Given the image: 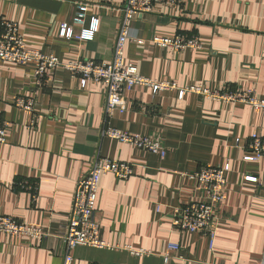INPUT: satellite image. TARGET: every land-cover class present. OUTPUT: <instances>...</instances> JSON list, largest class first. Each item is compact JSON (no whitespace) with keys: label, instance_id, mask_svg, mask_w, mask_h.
<instances>
[{"label":"crops","instance_id":"crops-1","mask_svg":"<svg viewBox=\"0 0 264 264\" xmlns=\"http://www.w3.org/2000/svg\"><path fill=\"white\" fill-rule=\"evenodd\" d=\"M125 2L0 0V21L16 22L27 47L64 63L110 64ZM80 3L99 20L93 41L60 36L62 24L80 35L73 24ZM178 34L197 37L201 47L174 51L152 41ZM125 60L154 83L232 86L264 98V0H181L176 7L156 2L151 14L134 21ZM125 97L127 111L105 121L104 84L82 86L58 69L37 90L33 66L0 61V123L8 130L7 143L0 145V217L39 224L51 234L40 244L0 234V264H63L62 238L76 184L97 158L129 163L134 175L127 181L112 174L101 178L94 217L100 238L114 250L79 247L74 264H264V158L246 160L250 136L264 138V111L194 94L180 99L178 91L154 94L143 86ZM17 98H34V112L17 108ZM108 127L159 139L166 156L105 137ZM225 165V201L216 211L211 247L207 237L176 231L171 213L204 199L183 174ZM24 181L35 193L19 187ZM171 243L180 251H169ZM127 248L151 255L140 258Z\"/></svg>","mask_w":264,"mask_h":264},{"label":"built area","instance_id":"built-area-1","mask_svg":"<svg viewBox=\"0 0 264 264\" xmlns=\"http://www.w3.org/2000/svg\"><path fill=\"white\" fill-rule=\"evenodd\" d=\"M156 2L165 6H179L181 0H126L122 9L121 26L116 38L113 60L110 64L96 60H78L75 62H62L58 57L44 54L41 51L27 47L16 22L10 20L0 21V61L16 65H31L34 68V79L37 90L43 89L50 76L58 69L67 71L73 78H78L82 86L88 82L104 84L107 90L105 106V121L117 113H125L128 109L125 92L131 91L136 86L151 88L154 94L164 91H178L182 99L187 94L223 104H242L255 111H264V98L259 97L254 90H241L232 86L212 90L206 86H193L185 89L179 88L170 82L154 83L141 76L137 69L125 60V47L131 40V30L138 16L151 14ZM89 6L84 3L77 5L73 19L75 26L81 27V33L75 37L68 24H62L60 36L62 38H77L82 41H93L99 29V20L89 17ZM153 43L162 48L174 51L199 49L200 41L197 37H188L178 34L173 38H154ZM142 42V41H141ZM15 106L21 110L34 112V98H17ZM105 137L130 144L140 150L166 156V150L159 139L145 138L132 135L114 128L103 131ZM8 130L5 123H0V145L7 143ZM240 146V140L236 141ZM247 150L248 161H258L264 158V138L252 134L249 138ZM229 165L223 167H204L191 174H183L201 189L204 199L192 202L186 206L173 208L171 213L173 228L181 233L200 234L210 239L213 247L218 218L217 208L225 201L227 187V174ZM112 174L119 181H127L134 175L131 164L104 158H97L89 170L76 184L73 196L72 210L69 215L63 241V264H74L73 252L79 247H89L99 250H114L107 242L100 238V224L94 217L101 178ZM249 182H256L255 178L246 177ZM21 189H28L35 193L36 187L24 182L19 183ZM37 196L34 194V200ZM160 211V206H157ZM0 234L9 238L27 237L40 244L51 237L49 231L39 224H24L10 217H0ZM127 250L137 257L151 255L145 250ZM169 251H180L177 244H169Z\"/></svg>","mask_w":264,"mask_h":264}]
</instances>
